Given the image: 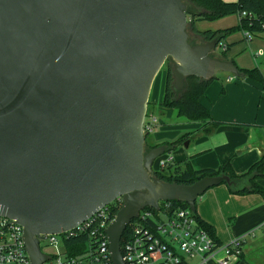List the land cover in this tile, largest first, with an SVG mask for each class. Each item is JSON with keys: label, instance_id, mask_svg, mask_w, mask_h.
Listing matches in <instances>:
<instances>
[{"label": "water", "instance_id": "95a60500", "mask_svg": "<svg viewBox=\"0 0 264 264\" xmlns=\"http://www.w3.org/2000/svg\"><path fill=\"white\" fill-rule=\"evenodd\" d=\"M217 44L189 43L183 0H0V217L23 227L30 264L46 260L40 236L71 230L117 198L106 235L112 263L124 264L120 240L140 210L178 201L194 212L208 189L233 185L224 174L163 182L152 166L169 151H144L149 96L166 62L176 90L187 77L238 76L212 57Z\"/></svg>", "mask_w": 264, "mask_h": 264}, {"label": "crops", "instance_id": "0c3cea01", "mask_svg": "<svg viewBox=\"0 0 264 264\" xmlns=\"http://www.w3.org/2000/svg\"><path fill=\"white\" fill-rule=\"evenodd\" d=\"M238 22L239 17L231 15L201 22L198 28L204 26L208 30L221 31L237 26ZM224 44L227 46V61L243 69L257 68L264 76V35H255L247 40L243 32H236L229 35ZM157 102L161 104L162 99ZM200 102L208 109L211 120L220 125L214 128L203 123L196 125L200 126L198 134L194 138H183V141L187 140L186 150L180 148L176 155L169 151L175 162H188L194 170H216L229 161L237 175L245 173L264 155V89L251 79L236 80L229 73L217 74ZM153 106L151 104V110ZM160 124L163 123L159 121ZM158 130L149 139L152 144L163 145L166 142L163 140L165 129L160 127ZM258 183L264 187V179ZM196 214L215 229L219 243L243 239L242 257L238 264H264V253L259 258L253 256L254 251L264 250V199L260 195H234L225 184H221L208 189L196 202ZM225 227L226 231L221 233Z\"/></svg>", "mask_w": 264, "mask_h": 264}, {"label": "built area", "instance_id": "2783aa9c", "mask_svg": "<svg viewBox=\"0 0 264 264\" xmlns=\"http://www.w3.org/2000/svg\"><path fill=\"white\" fill-rule=\"evenodd\" d=\"M243 33L247 40L251 39L249 33ZM217 49L225 51L226 45L219 43ZM158 122L157 116L147 110L143 122L145 136L153 134ZM174 163V156L164 153L154 160L153 175ZM121 206L122 198H117L71 230L40 236L38 245L46 256L42 264H113L106 229ZM128 227L124 242L121 243L123 235L120 240L124 264H238L241 261L243 239L234 238L228 244L217 242L199 225L188 206L183 209L170 202H159L157 210H140ZM69 241L73 242L70 247ZM0 264H30L23 227L4 217H0Z\"/></svg>", "mask_w": 264, "mask_h": 264}, {"label": "trees", "instance_id": "16d2710c", "mask_svg": "<svg viewBox=\"0 0 264 264\" xmlns=\"http://www.w3.org/2000/svg\"><path fill=\"white\" fill-rule=\"evenodd\" d=\"M186 6V14L190 32L196 38L195 41L191 40L189 35V43L192 45L210 42L216 40L217 43H224V40L231 34L236 32H247L251 37L255 35H264V0H237L235 2H226L223 0H183ZM245 13V15H243ZM237 15L239 17L238 25L226 30H199L196 28L198 22H211L217 19ZM189 33V32H188ZM217 44V46H218ZM227 47V46H226ZM219 50V49H218ZM212 57L226 60L225 51L219 50L217 54ZM170 62V61H168ZM238 76H234L237 80L243 78L251 79L261 85L264 89V76L257 69H243L236 66ZM173 64L167 66L166 77L164 82V92L161 106L174 109L178 116L185 117L186 119L205 124L211 128L220 125L219 122H213L210 118L208 109L201 104L200 98L205 93L208 86L215 80H200L195 77H187L184 80V87L182 90L174 88V80L172 76ZM150 102L148 104V111L152 112ZM146 136L145 145L148 149L155 148L160 144H152ZM185 138V137H184ZM181 142V140L177 141ZM173 145V146H172ZM168 151L175 148L177 145L172 143H164ZM227 175L232 181L233 185L227 186L228 191L234 195H248L258 194L264 199V187H262L258 180L264 179V155L255 163H253L248 170L237 175L231 168L229 161L225 162L219 169H203L194 170L188 162L181 161L175 162L163 170L154 173V177L163 182L178 183V184H192L196 180L206 176ZM172 206L177 208H187L186 203L172 201ZM145 210H151L146 207ZM117 212V210L115 211ZM199 225L207 231L217 242L215 236V229L208 223L202 221L196 214ZM129 232V227L124 231L121 243L124 242ZM72 241L67 242V246L72 245ZM69 253L73 254L69 249Z\"/></svg>", "mask_w": 264, "mask_h": 264}, {"label": "rangeland", "instance_id": "374dc122", "mask_svg": "<svg viewBox=\"0 0 264 264\" xmlns=\"http://www.w3.org/2000/svg\"><path fill=\"white\" fill-rule=\"evenodd\" d=\"M200 23L201 22H198L196 24L197 28H198V25ZM203 23H207V22H203ZM199 28H200V30H202V29L208 30V28H206L204 26H199ZM188 32H189L191 40L195 41L196 38L190 32L189 24H188ZM217 52H219L218 49H216L214 53L217 54ZM171 64H172L171 62H166L164 64V66L162 67V69L159 71V73H158L159 75L157 74L159 77L157 79H156L157 76L155 77V79L153 81L154 86L152 84L153 90H152V93L150 96V104H154V106L152 107V111L157 116L158 120L163 123V124L158 125L159 124V122H158L157 126L154 129V133H156V131L158 132L159 131L158 129H160V127H161V129L164 128L166 134H165V137L163 138V140L166 141V143H172L174 145L175 144L177 145L176 148H173L170 150L174 153V155H176V153H177L176 151H178V149L181 148L182 150H186L184 144L187 143V140L183 141V138L184 137H189V138L193 137L194 138L198 134V132H199L198 129L200 127V126L196 127V125H198V124L202 125V123L193 122V121L186 119L185 117L178 116L177 112L175 110H173V109L170 110L168 108L162 107L159 104V102H157V101L162 99L167 66L171 65ZM222 74L224 75L227 73H224V72L218 73L219 76H222ZM161 83H162V88L160 87ZM156 86L159 88L158 90H157ZM153 95H154V98H153ZM152 99H154V101H155L154 103L152 102ZM168 111L171 112V113H169V115H168V113L166 114V112H168ZM179 140H181V142L177 143V141H179ZM201 197L202 196L197 198V201H196L197 203L199 202ZM225 231H226V227L221 229V233L225 232ZM263 253H264V250L254 251L253 256L255 258H259V256L262 255Z\"/></svg>", "mask_w": 264, "mask_h": 264}, {"label": "flooded vegetation", "instance_id": "af4514ba", "mask_svg": "<svg viewBox=\"0 0 264 264\" xmlns=\"http://www.w3.org/2000/svg\"><path fill=\"white\" fill-rule=\"evenodd\" d=\"M144 151H145V152H148V151H149V149H148V146H147V145H145V147H144Z\"/></svg>", "mask_w": 264, "mask_h": 264}]
</instances>
